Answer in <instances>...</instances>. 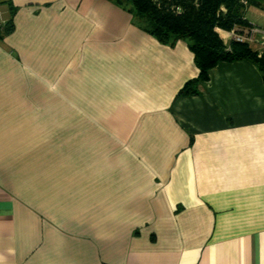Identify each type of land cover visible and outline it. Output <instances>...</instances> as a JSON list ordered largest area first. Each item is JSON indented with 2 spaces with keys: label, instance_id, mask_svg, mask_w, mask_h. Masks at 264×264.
<instances>
[{
  "label": "crops",
  "instance_id": "0c3cea01",
  "mask_svg": "<svg viewBox=\"0 0 264 264\" xmlns=\"http://www.w3.org/2000/svg\"><path fill=\"white\" fill-rule=\"evenodd\" d=\"M197 75L130 5L0 0V264H264V76Z\"/></svg>",
  "mask_w": 264,
  "mask_h": 264
},
{
  "label": "trees",
  "instance_id": "16d2710c",
  "mask_svg": "<svg viewBox=\"0 0 264 264\" xmlns=\"http://www.w3.org/2000/svg\"><path fill=\"white\" fill-rule=\"evenodd\" d=\"M130 5L142 27L161 43L185 39L193 53L198 75L181 88L182 94H194L198 80L218 61L247 60L264 76V49L254 50L246 41L225 44L219 29L249 28L245 17L248 7L264 10V0H116ZM11 28L9 23L5 31Z\"/></svg>",
  "mask_w": 264,
  "mask_h": 264
},
{
  "label": "built area",
  "instance_id": "2783aa9c",
  "mask_svg": "<svg viewBox=\"0 0 264 264\" xmlns=\"http://www.w3.org/2000/svg\"><path fill=\"white\" fill-rule=\"evenodd\" d=\"M258 32L264 33V30H261L257 27L250 26L249 28H242V29H231L228 32V36L233 40H241L246 41L248 43L256 42L255 34ZM262 39H264V35H261Z\"/></svg>",
  "mask_w": 264,
  "mask_h": 264
}]
</instances>
